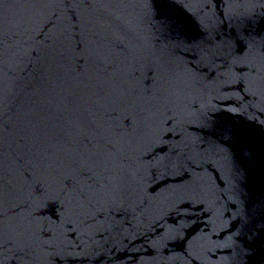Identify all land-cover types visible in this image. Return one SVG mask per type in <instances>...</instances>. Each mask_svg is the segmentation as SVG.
I'll return each mask as SVG.
<instances>
[{
  "label": "water",
  "instance_id": "water-1",
  "mask_svg": "<svg viewBox=\"0 0 264 264\" xmlns=\"http://www.w3.org/2000/svg\"><path fill=\"white\" fill-rule=\"evenodd\" d=\"M0 264H264V0H0Z\"/></svg>",
  "mask_w": 264,
  "mask_h": 264
}]
</instances>
